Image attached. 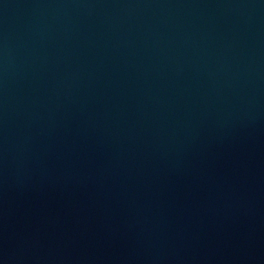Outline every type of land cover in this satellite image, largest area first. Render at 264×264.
I'll return each instance as SVG.
<instances>
[{"label": "water", "instance_id": "95a60500", "mask_svg": "<svg viewBox=\"0 0 264 264\" xmlns=\"http://www.w3.org/2000/svg\"><path fill=\"white\" fill-rule=\"evenodd\" d=\"M0 264H264V0H0Z\"/></svg>", "mask_w": 264, "mask_h": 264}]
</instances>
